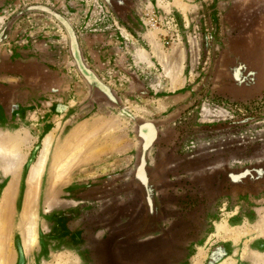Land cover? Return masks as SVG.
<instances>
[{"label": "rangeland", "instance_id": "1", "mask_svg": "<svg viewBox=\"0 0 264 264\" xmlns=\"http://www.w3.org/2000/svg\"><path fill=\"white\" fill-rule=\"evenodd\" d=\"M248 1L0 0V264H264Z\"/></svg>", "mask_w": 264, "mask_h": 264}, {"label": "flooded vegetation", "instance_id": "2", "mask_svg": "<svg viewBox=\"0 0 264 264\" xmlns=\"http://www.w3.org/2000/svg\"><path fill=\"white\" fill-rule=\"evenodd\" d=\"M148 127L150 132L147 133L145 127ZM148 130V129H147ZM137 132L142 139V147L145 148L146 144L152 142L156 137V127L150 122H141L138 124ZM144 155L141 156V164L136 169V176L138 180L144 185L148 186V170L144 167Z\"/></svg>", "mask_w": 264, "mask_h": 264}, {"label": "water", "instance_id": "3", "mask_svg": "<svg viewBox=\"0 0 264 264\" xmlns=\"http://www.w3.org/2000/svg\"><path fill=\"white\" fill-rule=\"evenodd\" d=\"M114 244L111 242H102L100 244V252H99V264H121L116 260L114 250Z\"/></svg>", "mask_w": 264, "mask_h": 264}, {"label": "bare ground", "instance_id": "4", "mask_svg": "<svg viewBox=\"0 0 264 264\" xmlns=\"http://www.w3.org/2000/svg\"><path fill=\"white\" fill-rule=\"evenodd\" d=\"M49 141H50V140H49ZM45 143H46V142H45ZM48 143H49V142H48ZM10 144H11V143H10ZM10 144H9V145H10ZM21 144H22V143H21ZM0 145H1V144H0ZM45 146H46V145H45ZM47 146H48V144H47ZM1 148H2V150L4 151V149H3L2 146H1ZM1 148H0V149H1ZM4 148H5V147H4ZM9 148H10L11 150H14V149L11 147V145L9 146ZM16 148H18V147H16ZM5 150H7V149L5 148ZM18 150H20V149H18ZM3 151L0 150V153L3 152ZM8 151H9V149H8ZM15 151L17 152V154H16L17 156H15V157H13V158L15 159L16 163L19 164L18 162H19V160H20L21 157H19L18 154H21V155H22V154H24V153H22V152L19 153V151H17L16 149H15ZM15 151H14V152H15ZM20 151H21V150H20ZM46 151H47V147H44V149L42 150V153H41V155H40V158H39V160H38V162H37L36 168H34L35 174H37V175H38V173H40V169H41V166H42L43 160H44V158H45V153H46ZM11 152H12V151H11ZM16 152H15V153H16ZM3 153L5 154L6 152H3ZM3 153H1V154L3 155ZM21 155H20V156H21ZM22 156H24V155H22ZM14 159L10 158L9 156L7 157V155H6L7 163H9L10 166H11L12 164L14 165V162H15ZM17 159H18V160H17ZM22 159H23V158H22ZM8 161H9V162H8ZM5 162H6V161H5ZM16 163H15V165H16ZM13 165H12V166H13ZM37 175H36V176H37ZM35 183H37V182H35ZM34 216H35V215H34ZM32 222H33V221H32ZM31 227H32V226H31ZM29 230H30V228H27V231H29ZM31 231H32V230H31ZM25 232H26V231H25ZM29 235H30V234H29ZM26 236H27V235H26ZM31 236H33V235H31ZM31 236H30V237H31ZM27 237H28V236H27ZM30 237H29V238H30ZM26 239H27V238H26ZM31 239H32V238H31ZM29 240H30V239H29ZM29 243H30V242H29ZM29 243H28V244H29ZM26 244H27V243H26ZM112 244H113V243H112ZM200 257H201V256H200Z\"/></svg>", "mask_w": 264, "mask_h": 264}, {"label": "crops", "instance_id": "5", "mask_svg": "<svg viewBox=\"0 0 264 264\" xmlns=\"http://www.w3.org/2000/svg\"><path fill=\"white\" fill-rule=\"evenodd\" d=\"M244 6V5H243ZM245 7L248 8L247 13L251 16H255L253 14L264 16V0H249Z\"/></svg>", "mask_w": 264, "mask_h": 264}]
</instances>
